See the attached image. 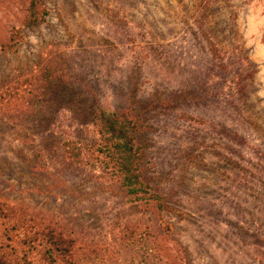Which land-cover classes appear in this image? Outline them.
Returning <instances> with one entry per match:
<instances>
[{"label": "rangeland", "instance_id": "1", "mask_svg": "<svg viewBox=\"0 0 264 264\" xmlns=\"http://www.w3.org/2000/svg\"><path fill=\"white\" fill-rule=\"evenodd\" d=\"M42 2L0 0V264H264V0ZM129 107L133 193L92 118ZM15 212L102 245L10 242Z\"/></svg>", "mask_w": 264, "mask_h": 264}, {"label": "trees", "instance_id": "2", "mask_svg": "<svg viewBox=\"0 0 264 264\" xmlns=\"http://www.w3.org/2000/svg\"><path fill=\"white\" fill-rule=\"evenodd\" d=\"M48 13V9L42 0H30L29 14L23 24L32 30L36 29L46 21ZM15 36L19 37L20 35L16 33ZM36 79L39 82V87L42 84L41 88L44 87L43 90H45L43 79L38 77ZM26 81L30 82L32 80ZM133 112L134 108L129 107L118 112L96 108L92 113L94 127L99 136L97 150L106 160V166H110L112 169V173L117 177L118 182L121 181L120 183L124 186L128 185L131 193L137 191L136 185L140 182L137 170L138 163L142 159V146L140 143H137V137L135 135L139 132L142 122L136 118ZM21 215L15 212L14 216L9 218L10 225L3 230L5 232V238L8 237L10 242H14L16 237L17 242L23 246H29V244L41 245L48 242L54 250L61 252L64 257L68 256L70 250L73 249L74 244L77 242L85 246V248L91 244V250L102 245L100 242L98 243L94 240H90L91 242L89 243L83 238H73L71 231H68V233L64 232V227L55 226L53 220H46L43 214H37L34 218L29 217L30 219ZM0 218L3 219V216ZM36 227H38V230H35ZM19 229H22L23 232L30 230L32 232L33 229V238L29 236L31 232H25L21 237L20 234H17ZM4 251V249H0L3 257L2 252Z\"/></svg>", "mask_w": 264, "mask_h": 264}]
</instances>
